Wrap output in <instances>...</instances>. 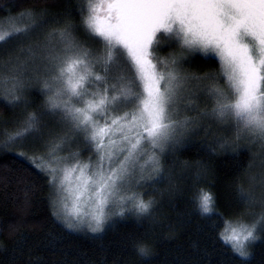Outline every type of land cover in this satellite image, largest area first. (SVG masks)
<instances>
[{
	"label": "snow or ice",
	"instance_id": "6c2138e0",
	"mask_svg": "<svg viewBox=\"0 0 264 264\" xmlns=\"http://www.w3.org/2000/svg\"><path fill=\"white\" fill-rule=\"evenodd\" d=\"M81 12L83 39L70 20L53 27L35 11L0 31V44L15 41L0 48V99L24 109L0 143L43 147L19 155L48 178L53 215L67 228L96 233L112 216L151 215L157 201L136 189L167 183L172 192L164 158L193 133L214 136L212 152H238L242 140L264 148V0H87ZM161 41L173 49L164 59ZM199 53L219 57V69L186 70ZM32 88L42 100L29 110ZM80 141L95 159L72 150ZM241 167V211L223 219L219 238L247 258L264 234V158ZM202 175L190 174L193 203L210 218L217 202L197 187ZM136 248L150 255L147 244Z\"/></svg>",
	"mask_w": 264,
	"mask_h": 264
},
{
	"label": "trees",
	"instance_id": "16d2710c",
	"mask_svg": "<svg viewBox=\"0 0 264 264\" xmlns=\"http://www.w3.org/2000/svg\"><path fill=\"white\" fill-rule=\"evenodd\" d=\"M86 4L87 0H0V29H5L10 18L23 26L28 17L21 19V14L35 11L53 27L59 26L55 22L70 20L84 38L81 18L86 13L81 9ZM14 46L15 41L0 44V48ZM167 50L157 55L164 59ZM188 67L195 73L215 72L220 63L215 57L199 53ZM28 98L33 102L29 110L42 100L35 88ZM23 112L21 107L0 99V141L4 129L13 130ZM214 142V136L202 131L191 134L164 158L166 168L173 169L174 190L169 192L167 183L136 189L144 193L145 200L157 201L151 215L112 216L104 230L96 233L69 229L53 215L48 178L19 155L41 152V145L24 141L6 149L0 143V264H264V234L249 245L247 258L240 257L219 238L223 219H232L241 211L236 203L237 176L244 171L241 165L246 167L250 160L259 165L264 148L242 140L238 152H212L208 144ZM82 149L78 145L73 151ZM196 170L203 174L197 187L215 196L218 215H201L193 203L195 188L190 174ZM139 243L147 244L150 255L138 254Z\"/></svg>",
	"mask_w": 264,
	"mask_h": 264
},
{
	"label": "rangeland",
	"instance_id": "374dc122",
	"mask_svg": "<svg viewBox=\"0 0 264 264\" xmlns=\"http://www.w3.org/2000/svg\"><path fill=\"white\" fill-rule=\"evenodd\" d=\"M5 28H6V27H5ZM3 30H4V28H1V29H0V31H3ZM76 35H77L78 38L83 39V37H82L80 34L76 33ZM157 35H158V37H160V36H166L167 34H164V33H158ZM88 43H89L90 46L93 47V48H98V47H100V45H97V42H95V41H93V40H89ZM167 47H168L167 53H168V55H169V54L173 51V49L169 48V46H168L167 44H165L163 41H161V47L159 48L157 54L160 53V52H162V51H163L165 48H167ZM201 54H202V53H201ZM211 57H215V58L219 61V57L215 56L214 54L211 55ZM219 63H220V61H219ZM188 66H189V63L185 65V68H186V70L190 71V69H189ZM190 72H191V71H190ZM249 144H250L251 146H253V147H256L255 145H258L259 148L261 147L260 144H259L258 142H257V143H250V142H249ZM78 145H79L80 147H83V148H84V149H82L83 151L79 150V151L81 152V154H82V159L87 160V158H88L89 156H93V159H95L93 153L89 152V151L86 149V147L84 146V144H83L82 141L78 142L77 144H74V145H73V148H76ZM258 147H257V148H258ZM73 148H72V150H73ZM43 151H44V149H43L41 152H43ZM69 211H71V207L69 208ZM72 230H73V229H72ZM80 230L88 231L86 228H82V229H80ZM88 232H90V231H88ZM248 249H249V247H248Z\"/></svg>",
	"mask_w": 264,
	"mask_h": 264
}]
</instances>
